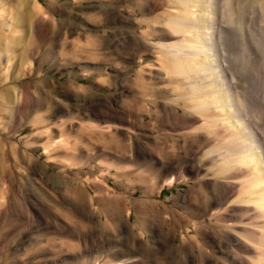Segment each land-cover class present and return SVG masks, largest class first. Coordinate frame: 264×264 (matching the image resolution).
I'll return each instance as SVG.
<instances>
[{
  "label": "rangeland",
  "instance_id": "obj_1",
  "mask_svg": "<svg viewBox=\"0 0 264 264\" xmlns=\"http://www.w3.org/2000/svg\"><path fill=\"white\" fill-rule=\"evenodd\" d=\"M263 75L264 0H0V264H137L157 228L201 256L238 148L210 96L264 159Z\"/></svg>",
  "mask_w": 264,
  "mask_h": 264
},
{
  "label": "bare ground",
  "instance_id": "obj_2",
  "mask_svg": "<svg viewBox=\"0 0 264 264\" xmlns=\"http://www.w3.org/2000/svg\"><path fill=\"white\" fill-rule=\"evenodd\" d=\"M184 5L187 7V4ZM191 13L193 14V12ZM184 19L187 22L191 20L187 13L182 15V20ZM254 38L256 39V37ZM203 57H197V62L195 61L199 66L204 65L206 57ZM251 69L253 74L259 71L256 64H253ZM251 76L248 77L247 96L249 98L250 111L256 115L264 109V101L261 98L263 95L262 81L264 80L259 82L260 80L258 81ZM210 98L209 103L213 108L211 110L214 111L213 114L219 117L218 122L220 123L222 132L231 133L235 138V143H238V148H235L236 155L226 159L225 166L228 170L226 172L227 174L224 173L223 176L229 182L222 183L217 192L210 193L212 197L211 201H209L211 206L220 209L213 213L211 212L212 214L206 209L207 206L202 210L204 214L210 213L211 219L215 220L214 226L217 230L215 233L206 231L205 225L203 224L204 221H199L198 223L200 225L193 223V240L201 252V256H198L189 246L182 248V251L183 249L185 250L184 254L177 250L170 251L171 244L174 241V235L172 233L165 234L157 228L156 231H152V245L155 248L151 247L148 242H137L139 244L138 256L141 254L144 259L143 262L141 261L137 264H158L155 257L162 258V264H264V159L256 146L247 145L246 140L248 139L244 136L242 137V130L238 129L239 118L236 120L229 115L228 106L223 105L222 94L216 93L210 96ZM205 106L207 107V104ZM194 107L201 110V115L209 114V110L200 105H195ZM261 132L263 133V131ZM214 133L219 135V132H212L211 134ZM242 138H245V140ZM239 145L242 147L241 149H239ZM194 160L191 156L188 162H193ZM179 169L185 172L196 170L175 163L166 167L164 171L176 172ZM227 212H230V215L226 217L228 219H223L219 222L218 219L225 216ZM228 220H233L234 223ZM219 231H226L224 238H222ZM197 235L204 236L205 242L201 243ZM128 243L132 245L130 241ZM213 248L217 250L216 253L220 254L221 257H216L211 253L210 250ZM130 250L128 251V255L136 254V251L133 249Z\"/></svg>",
  "mask_w": 264,
  "mask_h": 264
}]
</instances>
